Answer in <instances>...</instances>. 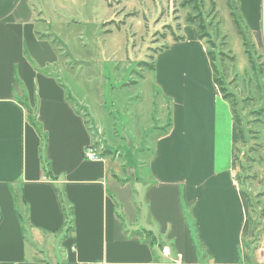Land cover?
Here are the masks:
<instances>
[{"label":"crops","instance_id":"0c3cea01","mask_svg":"<svg viewBox=\"0 0 264 264\" xmlns=\"http://www.w3.org/2000/svg\"><path fill=\"white\" fill-rule=\"evenodd\" d=\"M237 1L249 27L259 25L263 0ZM195 29L182 23L184 41L154 58L170 127L138 185L108 175L106 159L85 160L89 126L31 0H0V264H243L238 135ZM260 145L264 198V121ZM258 241L264 264V215Z\"/></svg>","mask_w":264,"mask_h":264},{"label":"rangeland","instance_id":"374dc122","mask_svg":"<svg viewBox=\"0 0 264 264\" xmlns=\"http://www.w3.org/2000/svg\"><path fill=\"white\" fill-rule=\"evenodd\" d=\"M181 1L31 0L37 31L57 54L54 68L89 126L91 148L108 161V175L121 182L147 184L155 139L169 123L171 104L157 94L150 66L158 50L173 43L172 33L180 35L177 27L185 16L194 14L193 4L181 7ZM230 3L232 11L228 0H200L196 5L209 35L203 43L241 121L245 142H238L235 150L236 173L255 209L251 217L256 225L264 204L257 187L264 120V14L251 28L239 2ZM259 227L251 233L249 248L242 249L243 264L258 262ZM245 241L249 244L248 237Z\"/></svg>","mask_w":264,"mask_h":264},{"label":"trees","instance_id":"16d2710c","mask_svg":"<svg viewBox=\"0 0 264 264\" xmlns=\"http://www.w3.org/2000/svg\"><path fill=\"white\" fill-rule=\"evenodd\" d=\"M198 1H200V0H182L181 3H180V6L181 7H186V6H189L190 4H193V9L192 10L194 11V14H187L185 16V18H184V23L194 26L196 28L197 37H198L199 41L203 42V40L205 38L209 39V35H208L207 29H206L207 25L205 24V21H204L202 15L198 12V7L196 5V3ZM228 6L230 7V9L232 11V5L230 3V0H228ZM231 15L232 16L234 15L233 12H231ZM234 23L238 26L237 21L235 19H234ZM177 29L180 30V26L177 27ZM172 41L173 42L184 41V36L176 35V34L172 33ZM207 43H210V41H208ZM204 44H206V43H204ZM165 48H167V47L165 46V47L161 48L160 50H158V52L162 51ZM246 54L248 55L249 61H250L251 57H250V55H249V53L247 51H246ZM207 55L209 57L210 65H211V69H212V73H213V81L216 84V86L218 87L222 99L225 100L229 104V107L231 109V114H232V117H233V121H234V124H235L237 135H238V142H241V143L244 144L245 140H244L243 131L241 129V121H240L238 115L236 114V112L234 110V104L232 103L231 100H229V98H231L232 96L226 93L225 89L223 88V85H222L221 81H219V78L217 77L216 67L214 65L213 54L208 49H207ZM250 63L252 64V61H250ZM150 68H151L152 71L154 70V61H153V64L150 66ZM261 113L263 114L262 116L264 117V109H263V111L261 110ZM169 127H170V122L167 125V128H169ZM164 132H166V130ZM260 149H261V145H260ZM235 150H236V147H235ZM234 161L236 162V165H237V156L235 155V151H234ZM242 195H243V198H244V200H245V202L247 204V208H248V233H247L246 237H248V239H249V244L246 243V241L243 240V245H244V247L249 248V246L252 244V241H253L252 238H251V233L254 230L255 226H257V225L260 226V220H261V218L264 215V204L259 209V221L256 223V225H254L253 222H252L251 213L255 214V209L251 205L248 193L245 192V191H242ZM259 195L263 196L261 193ZM67 230H68V228H67ZM147 234L150 235V232H147ZM152 240L153 239L151 237L150 238V242L151 243L153 242ZM40 262L42 264H47L45 261H40Z\"/></svg>","mask_w":264,"mask_h":264},{"label":"built area","instance_id":"2783aa9c","mask_svg":"<svg viewBox=\"0 0 264 264\" xmlns=\"http://www.w3.org/2000/svg\"><path fill=\"white\" fill-rule=\"evenodd\" d=\"M83 157L85 160L88 161H96L99 159L94 149L91 148V145H89L85 151L83 152Z\"/></svg>","mask_w":264,"mask_h":264}]
</instances>
